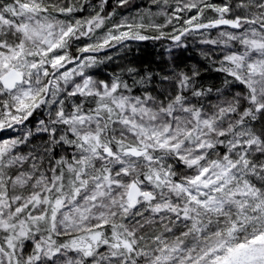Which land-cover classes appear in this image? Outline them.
Instances as JSON below:
<instances>
[{"label":"snow or ice","instance_id":"snow-or-ice-1","mask_svg":"<svg viewBox=\"0 0 264 264\" xmlns=\"http://www.w3.org/2000/svg\"><path fill=\"white\" fill-rule=\"evenodd\" d=\"M86 3L0 0V133L47 116L39 145L0 136V264H264V0H177L167 23L195 11L170 37L144 15L105 27L107 0L75 18ZM221 26L202 41L224 50L221 86L196 66L86 74L126 42Z\"/></svg>","mask_w":264,"mask_h":264},{"label":"trees","instance_id":"trees-1","mask_svg":"<svg viewBox=\"0 0 264 264\" xmlns=\"http://www.w3.org/2000/svg\"><path fill=\"white\" fill-rule=\"evenodd\" d=\"M211 2L224 4L229 2V0H211ZM231 2L235 4L236 0H231ZM176 4L177 0H168L167 5L163 4V0H160L159 3L154 2V0H129L128 5L120 7L118 0H107V3L103 6L104 12L102 14H115L118 12L120 15L114 23L125 17L138 19V17L144 15L147 18V22L165 25L161 31L168 34L170 37L172 35H178L179 33L176 30L181 27H186L183 24V20L193 15L191 12H184L181 13L180 20L176 21L172 19L171 23H167L169 17L173 16V9L176 7ZM86 6H91L94 12L99 11L101 0H87ZM162 12L164 14H161ZM212 17H214V15H205L204 19L206 21L208 18ZM147 34L156 35L157 33L155 30H150ZM190 35L192 34L182 36L179 45L175 44L170 38L162 40L131 41L129 43L130 48L125 51L120 58L119 70H110V77L113 75H121L131 84L132 80L126 72L127 68H135L138 74L146 75L151 73L155 75L157 73L169 71L172 68L178 67L179 70L187 71L193 66H196L201 68L202 78L207 84L221 86V77L214 71L216 65L213 63L218 57L222 56L219 53L220 50L218 46L205 44L203 47V43L201 46L197 45V43L186 44L185 41L188 36L190 38L189 42H191L192 38ZM193 42L197 41L193 40ZM34 117L27 122L26 130L20 132L18 135L24 134L29 129L34 133ZM45 135L46 134H44V136Z\"/></svg>","mask_w":264,"mask_h":264},{"label":"rangeland","instance_id":"rangeland-1","mask_svg":"<svg viewBox=\"0 0 264 264\" xmlns=\"http://www.w3.org/2000/svg\"><path fill=\"white\" fill-rule=\"evenodd\" d=\"M195 10H193L194 12ZM191 12V13H193ZM188 13V12H187ZM94 9L91 6H86V10L83 12H78L75 14V18H86L90 15H94ZM234 14V13H233ZM119 13L116 12L114 15L111 16V19L106 21V25L105 27L110 26L111 24L114 23V21H116L119 17ZM178 15H181V13H179ZM205 15H214L215 13L212 12H206ZM59 19H65V17L63 16H58ZM139 18V17H138ZM176 20V19H175ZM144 21L145 23L147 22V18L144 16ZM178 21V20H176ZM186 26V25H185ZM102 31V30H101ZM220 31H232L231 29H225V28H219L213 31H209V30H205V31H198L196 33H193L192 35H190L191 42H189V36L187 37L185 43H197V45L201 46L202 41L207 40V39H217L219 36V32ZM193 40L197 41V42H193ZM90 41L87 40V38L82 39L81 41L77 42V44H74L72 49H71V54L73 56H77L79 55V53L77 52V47L78 46H82L85 43H88ZM131 42V41H130ZM130 42H126L124 45L122 46H117V48H113V49H109L106 52H101L99 54H97L99 56V58L103 61L102 63L97 64L94 67L88 68L86 69V74L87 75H91L94 79L100 80V79H110V70L114 69V71H118L120 68V58L122 57L123 53L125 51H127L130 47H129V43ZM205 43H203V47H204ZM218 46V49L220 50V55H223V49L221 45H215ZM235 50V48L233 49ZM110 56L111 59H106V57ZM75 67V64H69L66 66V69H61V71L64 70H70L71 68ZM75 80H79V77H75ZM71 87V84L69 85V88ZM63 95V94H62ZM40 119H47V116L44 113H40L38 112L37 114H35L34 117V122H35V130L33 133V138L35 139V145H39L42 141H41V137H44L43 133H37L36 132V128L39 126L38 121ZM27 128V127H26ZM25 127H18L15 131L9 130L6 133H0V136H3L5 139L13 137L15 135H18L20 132H23L26 130ZM24 151H28L31 147H33V145H28V146H21ZM69 255H72L71 253Z\"/></svg>","mask_w":264,"mask_h":264},{"label":"water","instance_id":"water-1","mask_svg":"<svg viewBox=\"0 0 264 264\" xmlns=\"http://www.w3.org/2000/svg\"><path fill=\"white\" fill-rule=\"evenodd\" d=\"M221 28H225V29H228L226 26H221ZM212 30H215V29H209V31H212ZM199 31H205L204 29H201Z\"/></svg>","mask_w":264,"mask_h":264}]
</instances>
